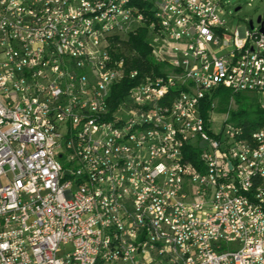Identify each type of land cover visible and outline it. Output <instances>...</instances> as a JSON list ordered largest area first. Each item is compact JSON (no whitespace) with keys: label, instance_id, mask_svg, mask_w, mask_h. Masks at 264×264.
<instances>
[{"label":"built area","instance_id":"obj_1","mask_svg":"<svg viewBox=\"0 0 264 264\" xmlns=\"http://www.w3.org/2000/svg\"><path fill=\"white\" fill-rule=\"evenodd\" d=\"M225 1L153 0L167 13L157 30L139 3L119 12L125 0H0V264H264V123L248 131L227 114L214 127L220 88L264 111V33L251 20L230 31ZM108 6L106 31L81 43ZM144 26L158 73L117 54ZM125 79L137 82L114 102ZM167 91L185 92L178 110ZM134 122L142 131L121 141ZM123 172L128 189L105 202Z\"/></svg>","mask_w":264,"mask_h":264},{"label":"bare ground","instance_id":"obj_2","mask_svg":"<svg viewBox=\"0 0 264 264\" xmlns=\"http://www.w3.org/2000/svg\"><path fill=\"white\" fill-rule=\"evenodd\" d=\"M129 4L139 3L141 12L151 21L155 22L157 30H165L167 13H164L163 9H159L157 4H153V0H125V2L119 3V12H127ZM54 4H61V0H54ZM116 6H108L104 12V16H98L96 23L92 26V32L81 33V43H89L92 40V34H99L106 31V24H110V20L115 17ZM148 30L147 40L156 41V34L153 33L151 26H144ZM140 30V28H139ZM157 63V58L154 57ZM90 74H97V67H90ZM112 77H120L119 69H111ZM167 100L169 102V110H178L180 107V101H185V92L167 91ZM135 131H142L141 122H134L132 128L124 129L121 133V141H128L135 136ZM175 137L178 141H185V130L175 129ZM188 155L184 154V162H195V167H202L204 162V155H194V161L188 160ZM78 161H85V154H78ZM128 183H130V172H123V176L119 178V184H112V187H108L104 192L105 202H112V198L115 196V191L120 189H128ZM72 186H79V178H72ZM106 223L109 231H117V218L114 214H106ZM151 232H160V218H150ZM167 239H174V232H167ZM154 264H167V260L163 255H153ZM89 264H104V260L91 259Z\"/></svg>","mask_w":264,"mask_h":264},{"label":"rangeland","instance_id":"obj_3","mask_svg":"<svg viewBox=\"0 0 264 264\" xmlns=\"http://www.w3.org/2000/svg\"><path fill=\"white\" fill-rule=\"evenodd\" d=\"M225 14L223 18L229 26V30L233 31L237 26H245L250 20L253 21L256 28L259 27L258 18L261 17L264 22V0H226ZM217 101L215 123L216 131H220L223 126L224 117L229 114L230 122L236 123L233 117L234 113L242 109H253L257 103V97L254 93L242 92L233 94L227 89H223ZM73 250L72 244L62 246L59 255Z\"/></svg>","mask_w":264,"mask_h":264},{"label":"trees","instance_id":"obj_4","mask_svg":"<svg viewBox=\"0 0 264 264\" xmlns=\"http://www.w3.org/2000/svg\"><path fill=\"white\" fill-rule=\"evenodd\" d=\"M148 30L143 27L140 28L139 32L136 34H130L127 39L122 41L121 46L118 49L117 54L124 56L128 67L132 69H139L144 72L148 68H155L156 73H158L159 67L155 62L154 58L150 54V47L147 42ZM137 81L125 79L121 84L113 89L112 99L114 102L122 101L127 94V91L131 86H133ZM223 89H219L216 96ZM211 100H207L205 105L204 114L210 107ZM233 117L237 121L236 123L242 124L246 127V130L250 131L256 129L258 126L264 123V111L256 105L253 109H242L237 113L233 114ZM195 155V154H194ZM194 155H188V160L194 161Z\"/></svg>","mask_w":264,"mask_h":264},{"label":"water","instance_id":"obj_5","mask_svg":"<svg viewBox=\"0 0 264 264\" xmlns=\"http://www.w3.org/2000/svg\"><path fill=\"white\" fill-rule=\"evenodd\" d=\"M257 21H258V23H261V24H262L261 32L264 33V23L262 22V18L259 17ZM250 26H251V28L254 27V23H253L252 20L250 21ZM204 144H205V143H202V146H203Z\"/></svg>","mask_w":264,"mask_h":264}]
</instances>
